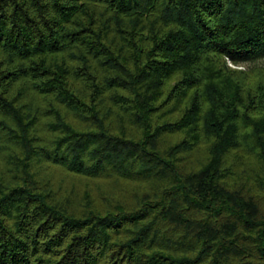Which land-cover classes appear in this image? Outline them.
Instances as JSON below:
<instances>
[{
  "label": "trees",
  "instance_id": "16d2710c",
  "mask_svg": "<svg viewBox=\"0 0 264 264\" xmlns=\"http://www.w3.org/2000/svg\"><path fill=\"white\" fill-rule=\"evenodd\" d=\"M263 59L264 0H0V264H264Z\"/></svg>",
  "mask_w": 264,
  "mask_h": 264
},
{
  "label": "rangeland",
  "instance_id": "374dc122",
  "mask_svg": "<svg viewBox=\"0 0 264 264\" xmlns=\"http://www.w3.org/2000/svg\"><path fill=\"white\" fill-rule=\"evenodd\" d=\"M257 64H262V65H264V59L258 61ZM230 65H231L232 67H238V66H234V65H232V64H230ZM252 65L254 66V64H245L244 66H239L238 68L245 69V68H247L248 66H252Z\"/></svg>",
  "mask_w": 264,
  "mask_h": 264
}]
</instances>
